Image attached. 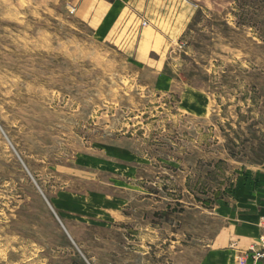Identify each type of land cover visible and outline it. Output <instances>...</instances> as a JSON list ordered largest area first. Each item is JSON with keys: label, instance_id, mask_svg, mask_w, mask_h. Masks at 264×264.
Masks as SVG:
<instances>
[{"label": "rangeland", "instance_id": "374dc122", "mask_svg": "<svg viewBox=\"0 0 264 264\" xmlns=\"http://www.w3.org/2000/svg\"><path fill=\"white\" fill-rule=\"evenodd\" d=\"M229 1L197 11L156 90L75 0H0V264H147V223L152 264L198 263L216 204L264 163V0Z\"/></svg>", "mask_w": 264, "mask_h": 264}, {"label": "crops", "instance_id": "0c3cea01", "mask_svg": "<svg viewBox=\"0 0 264 264\" xmlns=\"http://www.w3.org/2000/svg\"><path fill=\"white\" fill-rule=\"evenodd\" d=\"M229 4V0H75V16L92 30L98 42H121L128 57L149 62L158 78L156 90H172L176 72L164 63L162 54L173 51L199 9L218 10ZM152 56H158L160 61ZM129 167L131 187L139 191L144 181L139 167L133 164ZM176 169L184 174L183 169ZM164 170L174 171L169 165ZM186 179L185 175L184 182ZM124 184L127 183L117 179L114 186L123 188ZM104 198L107 201L108 195ZM112 201L116 223L119 216L124 218L120 210L125 205L117 198ZM214 218L221 225L197 264H238V257L256 243L264 231V163L240 168L228 196L216 204ZM140 231L146 240L143 241V237L137 247L146 250L147 264H152L149 250L165 246L155 244L156 230L152 224L147 223ZM137 233L139 236V231ZM247 264H264V260L254 263L248 258Z\"/></svg>", "mask_w": 264, "mask_h": 264}, {"label": "built area", "instance_id": "2783aa9c", "mask_svg": "<svg viewBox=\"0 0 264 264\" xmlns=\"http://www.w3.org/2000/svg\"><path fill=\"white\" fill-rule=\"evenodd\" d=\"M248 258H251L254 263L264 260V231L260 234L258 241L250 245L244 254L238 257V264H247Z\"/></svg>", "mask_w": 264, "mask_h": 264}]
</instances>
